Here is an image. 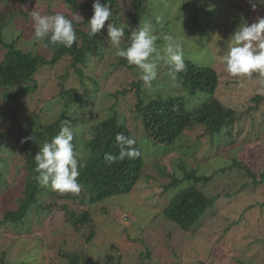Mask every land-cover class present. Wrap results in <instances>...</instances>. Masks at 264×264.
I'll list each match as a JSON object with an SVG mask.
<instances>
[{"label":"rangeland","instance_id":"1","mask_svg":"<svg viewBox=\"0 0 264 264\" xmlns=\"http://www.w3.org/2000/svg\"><path fill=\"white\" fill-rule=\"evenodd\" d=\"M131 2L117 0L112 6L117 27L128 26L134 12ZM145 5L147 11L139 27L151 26L159 48L171 38L181 43L184 59L217 69L220 83L216 98L241 116L235 121L232 137L224 134L217 146L210 136H204L202 125L179 136L166 132L157 118L143 123L137 110V83L146 102L158 95L182 94L194 105L201 101L202 93L191 95L162 60L154 61L157 77L146 85L141 70L127 61L122 63L107 36L100 53L85 63L74 66V57L69 55L54 66L41 67L35 75L37 91L20 102V122L32 119L35 125L38 117L41 122H51L64 113L62 126L70 121L73 132L83 137V145L76 151L80 168L87 160L84 146L94 126L116 115L137 138L145 163L131 193L94 205H85L80 199L82 188L79 193H61L46 187L37 195L38 202L30 205L23 225L0 224V263L4 255L7 264H66L71 254L80 253L100 262H107V256L112 255L110 264H264V76L233 77L223 62L234 32L241 24L264 17V9L257 5L253 10L249 0H146ZM209 6L212 10L207 12ZM73 7L66 0H0L3 11L23 9L29 13L26 18L19 12L5 15L4 19L13 22L4 27V37L9 42L20 37L18 47L51 58L45 43L34 39L32 11L62 13L69 19L78 13L84 17L79 27L90 30L87 21L93 10L75 11ZM115 22L109 20L113 26ZM121 47L125 48L124 37ZM6 50L0 44V61ZM78 69L84 74L85 85ZM62 84L65 89L85 92L84 102L66 106ZM2 105L0 100V108ZM0 112L3 132L12 120ZM6 141L11 147L0 146V163L7 178L0 184V218L17 209L27 174L17 133ZM235 160L244 161L257 173V183L234 165ZM181 165L187 170L195 168L201 177L198 188L215 198L199 220L204 224L187 231L163 214L172 197L190 184ZM222 168L228 169L219 172ZM67 209L76 213L88 210L93 220L76 228ZM148 251L151 255L146 258Z\"/></svg>","mask_w":264,"mask_h":264},{"label":"trees","instance_id":"2","mask_svg":"<svg viewBox=\"0 0 264 264\" xmlns=\"http://www.w3.org/2000/svg\"><path fill=\"white\" fill-rule=\"evenodd\" d=\"M66 1L69 4H74L73 9L75 11L80 9L84 11L93 10V2ZM108 2L110 9H112L117 0H101L102 4ZM145 2L146 0H132L131 2V8L134 12H132L131 20L125 28V48L131 43V31L138 29L139 23L147 11ZM260 6L264 9V5ZM15 12H19V15L25 18L29 15V13L27 14L28 11L23 9L13 11L0 9V44L7 48L3 60L0 61V100L3 102L0 111H3L2 115H8L12 120L9 128L0 132V146L8 145L11 147L10 142H7L6 139H11L17 133V144L22 154H24L27 174L25 176V190L23 197L19 199L17 209L7 211L0 218V224L23 225L30 211V205L37 203L39 200L37 195L46 189L38 179L39 173L36 171L35 154L46 142H50L60 132L65 114L62 113L59 118L46 123L41 122L38 117L35 125H33L34 120L32 119L20 122L18 119L20 102L23 97L37 91L38 83L35 75L41 67L54 66L59 60L69 55L74 57L75 66L78 63H85L90 56L99 54L102 42L107 36L108 22H106L105 28L100 33L96 36H90V30L86 31L79 27L84 21L77 23L74 20L73 25L77 34V41L71 48L59 44L52 45L45 41V45L52 52V57L47 58L40 53L24 51L18 47L17 39L20 37L16 39L13 37L10 42L6 41L4 27L7 23L13 22V19H4V16L15 15ZM207 12L210 11L207 10ZM66 17L68 16L66 15ZM110 19L115 22V17L111 16ZM114 26H118L116 22ZM125 61L127 60L122 58L121 62L125 63ZM184 63V70L175 73V80L183 88L188 89L193 96L200 95L199 92H201V101L190 105L186 96L177 94L167 98L158 95L146 102L143 100L140 84L137 83V92H139L137 110L142 116V122L146 124L151 118H157L162 124L160 127H165L166 132H174L179 136L195 125H202L205 127L204 136H210L212 142L220 146V140H217L224 134L232 137L235 121L241 116H238V110L227 107L216 98L220 77L215 67L197 65L189 59H184ZM169 69L172 71L170 66ZM78 72L82 77L83 85H85L82 70L78 69ZM61 86V95L66 98V106L72 103L84 102L85 92L80 93L76 88L65 89L63 84ZM30 123L32 124L30 125ZM93 131L92 137L86 140L84 146L85 150L88 151L84 156L87 160L81 164L78 177V183L83 189L80 199L85 205H94L114 195L131 193L142 176L145 163L142 147L137 138L116 115L110 116L95 125ZM118 134H123L125 138L134 139L135 143L128 146L118 142L116 139ZM82 142L83 137L74 132L73 144L75 151L80 150V146L83 145ZM122 147L126 153L135 150L138 155L132 157L125 155L124 159L121 160L119 156ZM108 155L115 156L117 159L110 163L106 160ZM234 165L244 169L254 179V182L257 181V173L244 161L235 160ZM180 167L185 170V178L190 180V184L172 197L169 205L163 210V214L187 231L191 230L194 225L201 227L204 224L199 220L207 207L213 204L215 198L206 196L198 188L197 184L201 177L195 168L192 167L187 170L183 165ZM226 169L228 168H222L219 172H225ZM262 177L264 179V174H262ZM6 181L3 166L0 163V184ZM168 187L170 186L165 187V189H168ZM66 211L71 213L70 223L76 228L93 220L88 210L81 213L69 211L68 209ZM150 255V251H148L145 257L149 258ZM113 258L114 256L110 255L107 256V262H100L85 254L73 253L70 255V261L66 264H110ZM0 264H7L4 255ZM115 264L123 263L118 261Z\"/></svg>","mask_w":264,"mask_h":264},{"label":"clouds","instance_id":"3","mask_svg":"<svg viewBox=\"0 0 264 264\" xmlns=\"http://www.w3.org/2000/svg\"><path fill=\"white\" fill-rule=\"evenodd\" d=\"M252 9L257 5H264V0H249ZM93 15L87 21L90 27V36H96L107 23V37L115 54L125 58L129 65L136 66L141 70V79L146 85L157 77V64L154 61L162 60L170 66L173 75L185 68L184 53L179 41L169 38L163 48L157 46V37L153 34L149 24H144L138 30H132L130 35L131 43L128 47L122 48L121 41L125 36L124 27H115L109 23L111 9L108 4H102L101 0H93ZM212 10V6L207 9ZM77 23L84 20V17L76 13L69 19L62 13L44 15L40 11H32L34 39L36 42H49L52 45H63L71 48L77 41V34L73 21ZM226 71L233 77H249L253 73L264 76V17L249 24H241L231 37L229 50L223 57ZM74 132L70 121H66L60 132L46 142L35 154L36 171L38 179L44 187L50 186L52 190L61 193H79L81 185L78 183L80 175L77 153L73 144ZM117 141L131 146L134 139L125 138L118 134ZM125 155L130 157L138 155L135 150L125 152L121 148L119 159ZM117 158L112 155L106 156L110 163Z\"/></svg>","mask_w":264,"mask_h":264}]
</instances>
